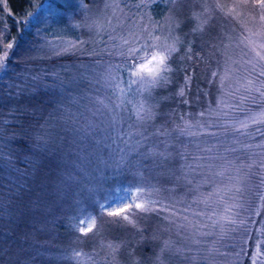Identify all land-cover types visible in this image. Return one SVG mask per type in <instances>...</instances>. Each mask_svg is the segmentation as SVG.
I'll use <instances>...</instances> for the list:
<instances>
[{
  "label": "rangeland",
  "instance_id": "374dc122",
  "mask_svg": "<svg viewBox=\"0 0 264 264\" xmlns=\"http://www.w3.org/2000/svg\"><path fill=\"white\" fill-rule=\"evenodd\" d=\"M154 3H161L164 7V12L157 21L153 20L150 12L151 6ZM62 5L63 7L71 8L63 13V21L67 27L66 32H64V34L61 33L50 36V34L47 35L43 31L38 33L35 30L33 32V39L24 44L23 51L19 58L36 60L48 59L56 56L68 58L64 63L52 69L56 70V74L60 71L64 77H69L67 82L71 91L64 89L65 91L63 92L65 93L60 92L62 93L61 102L59 100L57 103H54V107L52 106L49 108H52V114L56 113L53 115L60 119L61 122L65 121L70 124H75L76 122V127L70 125L75 132V138L72 140L78 143L81 148L85 149L82 157L83 169L76 173V176L82 179L84 178L89 184L95 182L96 190L93 197L94 199L103 191V186H101V183L97 179L100 171L102 170L104 172L106 169L111 168L112 166L109 165H112L114 159L119 158L118 149L124 147L120 137L126 131L135 130L134 128L129 129V125L133 124L134 120L130 119V121H128L129 115L127 111L124 110L125 106L123 102L127 96L131 94L132 98L137 101L134 105L138 104L141 100V96L137 93L136 86H133V91L130 90L131 92H129L126 86L127 77H121L123 81L121 86L125 87V93L121 95L119 91H116L115 94H113V89L105 86L104 81L101 79V74L105 72L110 62L113 64L121 63V57L108 56L107 52L115 51L112 46L120 43L121 36H128L129 31L134 27L133 22H135V25H146L149 30L153 32V35H160L162 38L169 36V34H171L172 37L178 36L177 29L182 23L185 25L188 36L186 38L181 37V41L183 42L182 45L185 47L184 51L186 55L192 56V59H186L188 69V74L186 76L190 78V82L187 85L185 84L186 76L184 79L181 78L177 80L171 76L170 83L162 88L168 91V86H172L175 88L173 91H175L177 95H179V90L184 88L185 100L188 101V103L190 102L191 108H195L198 112L207 110L209 105H211L212 108L216 107V95L218 96L219 94V80L218 77L216 80H212L211 74L213 71L222 73L227 66L225 64V56L221 55V52H226L228 55H231L233 59H240L244 52L248 53V56L245 58L254 56V53H252L250 49L244 47V43H247L245 38L249 35V30L255 32L259 29V11L252 7V0H249L247 6H242L241 0H192L191 3L186 2V0H177L175 5H173L170 0H86L85 2L79 0L76 2H63ZM106 5H111V7H107ZM116 5H119V7H116ZM205 7L211 9V19L204 25V33L194 34L192 29L206 18V14L204 13ZM193 12L200 13L201 16L199 18L194 17ZM59 17L61 18V16ZM169 17H173L171 23L169 22ZM109 21H111V23H109ZM36 22L38 25L40 24V20H36ZM120 22H123V27L119 26ZM88 25H93V28L90 29ZM177 25L179 26L177 27ZM25 27L27 28V26ZM136 30L139 31V28ZM2 34L3 33L0 31V37ZM144 35L146 36L147 33ZM191 36L196 37L197 42L192 44L194 45L192 53H188L187 45L192 43ZM112 37H116V39H112ZM252 39L259 42L258 38L255 36H253ZM241 41L244 43H241ZM71 43H75L78 47L71 48ZM140 43H143V38ZM226 44L229 45L228 48L224 47ZM214 45L219 46V52L213 47ZM65 47H68L70 50L68 52H63L62 50ZM178 47H181V45H178ZM93 50L101 53V55H91ZM57 51H60L61 54L56 55ZM176 54H174L173 57H175ZM97 61H100V63H97ZM234 67H238V65H234ZM54 70L52 71L54 72ZM38 71L45 73L50 72V69L41 65ZM195 73L198 74L199 77L197 83L193 82ZM73 89H78V91H80V115L78 112L76 115H72V113H76L75 106L71 105L74 103L66 102L70 93L74 91ZM198 93H201L200 97L196 96ZM206 93H210V95L208 96ZM212 94L215 95V98ZM129 98L131 97L129 96ZM196 100H198V102H196ZM101 101H103V104L109 105L112 111L105 109L100 103ZM166 101L169 103L172 102L170 99L163 100V102ZM116 104H121V108H115ZM97 109H99L100 112H97ZM178 109H167L164 105L161 107L157 106V108H155L157 113L156 119L150 121L151 127L149 128H153L152 131L148 129V123L141 127L147 128V132L149 133L155 132L156 128L161 125L171 130L174 127L173 121L182 124V122L178 121L180 120ZM101 112L103 115L100 114ZM132 112H134V107L132 108ZM132 112L131 114H133ZM113 117H115L117 121L115 124L112 122ZM121 117H124V120H121ZM178 117L179 119H177ZM234 117L243 118L241 113L231 112L229 116L224 117L222 120L224 127H194L191 131L197 132L199 135L194 136L195 139L193 140H191L193 137L190 139L186 137V140L188 142L193 141L192 143L195 144V140H199L201 148H206L207 146L203 140L206 141V136L208 135H206L205 132L214 131L218 133L217 137H225V146L230 145L232 148L243 149L244 144L251 145V147L246 150L247 154L244 157L245 160H247L248 155L252 153L264 151L256 147L258 143H264V137L260 136L256 131L257 126H250L246 130L247 134L241 135L240 133L232 131L231 124L234 122ZM198 119L201 118L197 116L193 118L191 122L195 124ZM259 127L264 129V125ZM225 128L228 129L227 132H225ZM176 134V132H173L172 140L175 143H179L174 140ZM106 137L108 138L106 139ZM126 138L127 137H125V139ZM136 138L137 137H135V139ZM234 139L237 140L236 143H233ZM159 140L160 137L152 136L149 140L145 141V147L142 148L141 151H146L148 147L153 146L157 147L158 150H163L164 144L158 143ZM187 148L193 153V149H191L189 145ZM198 154L203 156L217 155L214 154L213 151L211 153L198 152ZM238 154L239 152L225 153V155H222L231 159ZM133 158L135 159V157ZM176 162L177 160L174 159L166 163V166L163 168L159 166L151 170L145 168L143 169V177L136 174L135 168L131 171L127 169L123 170L125 172L121 177L124 185L120 190L116 189L115 193L106 196L107 201L104 200V202L108 204L120 203L118 197L124 194L123 189L141 180L145 183L150 182L149 184L157 188L164 187L173 189L179 187L178 196L180 199L178 202L174 201L175 203H172L175 205V211L178 213L176 223H184V221L180 219L182 216H188L190 219H203L205 223H208L206 217L199 218L192 216V213L197 211H205L211 214L212 209L205 208L203 204L192 202L199 193L191 189H186L185 191L187 192L184 194V189L187 188V184L183 181L177 184L175 177L169 172V169H172L179 175V166L176 165ZM144 163L150 164L151 161H145ZM215 164L219 165L217 162ZM223 164L224 162L220 165ZM216 170L220 169H213V171ZM227 175L226 173L224 183H229ZM155 176L157 180L152 181ZM213 179L217 182L220 180V178L209 177V183L203 185L200 188V192L207 193L211 191ZM167 182L170 187H168ZM120 183L117 182V184ZM84 190H86L85 187L79 191V196L82 195ZM249 200L252 201L254 206L256 198L252 192H245L238 195L236 202L243 204L244 208L235 209V211H238L240 214L239 218L246 220L244 227L248 230L244 231L240 229L235 232H229L222 240H218L217 236H194L186 229L177 228L175 224L169 225L166 220H157L149 238L151 240L155 239V243L157 241L161 242L156 245V247L154 246L153 249H155V251L153 250V252H151L152 254L147 256L142 264L146 262L147 264H157L161 258L163 262L170 258L169 264H177L174 262V256L172 255L177 253L176 249L182 250L177 254H179V256L182 255L183 264H210V262L211 264H252L251 258L255 255L257 244H260L261 251L264 252V210L257 209L261 211V215H255L247 203ZM213 207L216 206L214 205ZM60 210H62V208ZM216 211L221 212L222 209L216 207ZM88 212L99 215V210L93 208H90ZM52 217L53 219L58 218L55 214L52 215ZM104 219L108 218L104 217ZM208 230L209 229H204V231ZM105 233H108L107 226L101 235ZM128 233H132V235L138 237L136 229ZM46 234L51 235L50 238L55 242V236L57 234L50 232H46ZM64 239H68V237H64L63 240ZM193 239L200 240L201 243H193ZM165 240H171L173 242V247L170 252L165 251L161 254V248ZM140 241L141 239L137 241L134 240L129 251L132 252ZM121 244L124 246L130 243H127L123 239ZM210 249H219V252L212 251L210 253ZM157 256H159L160 259H157ZM77 260L78 259L74 260L73 256L68 253L67 256L65 255L62 257L57 264H76ZM130 261L132 264H138L137 258H131ZM47 263L46 261L34 262V264Z\"/></svg>",
  "mask_w": 264,
  "mask_h": 264
},
{
  "label": "trees",
  "instance_id": "16d2710c",
  "mask_svg": "<svg viewBox=\"0 0 264 264\" xmlns=\"http://www.w3.org/2000/svg\"><path fill=\"white\" fill-rule=\"evenodd\" d=\"M76 1L79 0H0V31L3 33L0 37V56L4 51L9 52L5 66L0 69V264H34L39 261L57 264L68 253L74 260L78 259L76 264H132L131 258H137L138 264H142L145 258L150 256L153 250L155 251L154 246L161 242L155 243V239L149 238L154 224L161 219L156 215L139 221L143 238L137 230L138 237L128 233L133 230L131 226L110 225L107 226L108 233L92 239L80 237L72 227L74 217L79 216L82 211L88 212L90 208L99 210V202H104L106 196L115 193L116 189L120 190L124 185L121 176L125 171H119L114 166L104 172L101 170L97 179L103 186V191L95 199L93 198L96 190L95 182L89 184L84 178L76 176V173L83 169L82 157L85 151L72 140L75 138V132L70 125L76 127V122L75 124L61 122L53 115L56 113L52 114V108H49L54 107V103L59 100L61 102L60 92L65 91L64 89L71 91L67 82L69 77H64L60 71L56 74V70L52 69L68 58L56 56L36 60L21 59L19 56L24 44L33 39L35 30L38 33L43 31L50 36L64 34L67 27L63 21V13L71 8L63 7L62 4ZM150 12L153 20L157 21L163 14L164 7L161 3H154ZM36 20H40L39 25ZM177 35L180 38L188 36L183 23L177 29ZM191 37L192 45L197 42V38ZM8 42L14 45L11 50L4 48ZM181 47V52L169 61L173 68L169 76L174 77L175 80L184 79L188 74L185 47L183 45ZM41 65L49 68L50 72H39L38 68ZM198 81V74L195 73L193 82ZM73 90L66 102L75 104L70 103L76 109V113L71 111L72 115H76L77 112L80 115V91ZM173 90L175 88L172 86H168V91L158 87L153 90L151 97L145 94V99L149 104H155V108L163 105L167 109L179 108L178 115H184L189 121L197 117L199 112L191 108L190 102L184 103V96L177 95ZM206 94L210 95V93ZM200 95L201 93H198L196 96L200 97ZM129 96L123 102L124 110L134 120L131 112L137 101L131 94ZM213 96L215 98V95ZM169 99L171 103L163 102ZM129 117L128 121H130ZM149 127H151L150 122L148 129L152 131L153 128ZM206 137V141L203 142L207 147L223 141L218 148H213L214 154L225 155L224 148L231 147L225 146L224 136ZM193 139L195 137L191 140ZM181 141L183 143H180ZM195 141L199 144V140ZM178 142V149L169 150L182 151L184 145L188 144L193 149V154L199 152L196 144L192 143L193 141L188 142L186 137H180ZM187 150L190 152L188 148ZM176 160V165L180 166L181 161L179 158ZM216 162L220 165L224 161L216 160ZM200 179V176H196L193 185ZM155 180H157L156 176L152 181ZM116 181L121 183L117 184ZM167 184L170 187L168 182ZM193 185L190 187L187 185L184 194L187 192L185 190L192 189ZM83 187L86 190L79 196V191ZM158 189H160L159 199L171 204L179 201V187L173 189L158 187ZM54 214L57 219H53ZM46 232L57 234L55 242ZM64 237L68 239L63 240ZM123 239L130 244L123 246L121 244ZM138 239L141 241L132 252L129 251L133 241ZM109 242L120 245L115 253V260L106 247ZM76 252H82L84 255L77 258ZM172 255L174 262L184 263L182 255L179 256L177 253ZM169 260L170 258L163 262L161 258L157 264H169Z\"/></svg>",
  "mask_w": 264,
  "mask_h": 264
},
{
  "label": "snow or ice",
  "instance_id": "6c2138e0",
  "mask_svg": "<svg viewBox=\"0 0 264 264\" xmlns=\"http://www.w3.org/2000/svg\"><path fill=\"white\" fill-rule=\"evenodd\" d=\"M170 2L175 5L177 0H170ZM186 2L191 3L192 0H186ZM248 3L249 0H241L242 6H247ZM106 6L111 7V5ZM116 7H119V5H116ZM252 7L259 11V29L255 32L249 30V35L245 38L247 43L243 41L241 43H244V47L250 49L254 56L245 58L248 53L244 52L240 59H233L226 52H221V55L225 56L227 66L222 73L213 71L211 74L212 80H216L217 77L219 80L216 107L212 108L209 105L207 110L199 112L197 115L201 119H198L195 124L186 119L184 115H181L180 120L183 123L173 121L174 127L171 130L161 125L156 128L155 132L146 135L147 128L141 127L156 119V106L147 102L145 94H147V97H151L154 89L170 83L169 73L173 72V68L169 61L172 60L174 54L181 52V47H178V45L183 44L179 36L172 37L169 34V36L162 38L160 35H153V32L146 25H135V22H133L134 27L129 31L128 36H121L120 43L112 46L115 51L107 52L108 56L121 57V63L113 64L110 62L105 72L101 74L105 86L112 88L113 94L116 91H119L121 95L125 93V87L121 86L123 82L121 77H127V89L130 91L133 86H136V91L141 96L138 104L134 105L132 114L135 118L134 122L129 125V129L134 128L135 130L126 131L120 137L124 147L118 149L119 158L114 159L112 165L109 166H114L119 171L125 169L131 171L135 168L136 174L143 177V169L148 168L151 170L158 166L163 168L167 162L179 158L181 161L179 175L172 169H169V172L175 177L177 184L183 181L187 185H193L195 177H201L191 189L194 192H199V195L192 202L203 204L205 208L212 209V212L209 214L205 211H197L193 212L192 216L206 217L208 223H205L203 219H190L188 216H182L180 219L184 223L177 224L175 205L159 199L160 189L141 180L123 189L124 194L118 197L120 203L99 202V215L82 211L79 216L74 217L72 227L79 233L80 237L92 239L101 235L106 226L117 225L119 227L131 226L140 232L143 238L139 221L156 215L166 220L169 225L175 224L177 228L186 229L194 236H217L218 240H222L229 232L240 229L248 230L244 227L246 220L239 218V212L235 211V209L244 208V205L237 203L236 200L238 195L245 192L253 193L256 198L255 205L253 206L251 200L247 203L255 215H261V211L257 209L264 210V151L252 153L245 160L246 150L251 145L244 144L243 149L225 147L224 152L226 153L239 152L231 159L222 154L213 156L193 154L188 152L186 144L182 151L173 152L169 150L170 148H179L178 144L172 140L173 132L178 134L175 140L179 141L180 137L191 138L199 135V133L191 131L197 126L200 128L224 127L222 120L224 117L229 116L231 112H238L243 116V118H233L232 131L245 135L250 126H257L256 131L264 137V129L259 127L264 125V0H252ZM204 13L206 18L192 29L194 34L205 32L204 25L211 19V9L205 7ZM193 16L199 18L201 14L193 12ZM168 19L171 23L173 17ZM119 26L123 27V22H120ZM88 27L91 29L93 25H88ZM137 28H139V31L136 30ZM145 33H147L146 36ZM253 36L257 37L259 42L252 39ZM142 38L143 43H140ZM112 39H116V37H112ZM13 46L12 42H8L4 45V48L11 50ZM70 47L77 48L78 46L71 43ZM213 47L216 51H220L218 45ZM224 47L228 48L229 45L226 44ZM69 50L68 47H65L62 51L68 52ZM192 51V45L188 44L187 52L192 53ZM60 54V51L56 52V55ZM91 55L98 56L101 53L93 50ZM8 56V51H4L3 55L0 56V69L5 66ZM186 58L192 59V56L188 55ZM97 63H100V61H97ZM234 65H238V67H234ZM189 82L190 78L186 76L185 84L187 85ZM178 94L183 97L185 95L184 88H181ZM183 102L188 103L186 100ZM100 103L105 109L112 111L109 105L103 104V101ZM115 108H121V104H116ZM97 112H100V110L97 109ZM100 114L103 115L102 112ZM131 118L129 117V119ZM121 120H124V117H121ZM112 122L113 124L117 122L115 117H113ZM224 130L225 132L228 131L227 128ZM205 134L213 138L218 136V133L214 131L205 132ZM152 136L162 137L158 143L164 144V149L158 150L157 147L153 146L148 147L146 151H141L145 147V141ZM125 137L127 138L125 139ZM135 137H139V139H135ZM236 142L237 140L234 139L233 143ZM222 144L223 141H218L212 147L206 148H201L200 144H196V148L199 152L211 153L213 148H218ZM256 147L264 150V143H258ZM149 160L151 161L150 164L144 163ZM216 160H222L224 164L216 165ZM217 168L220 170L213 171ZM226 173L228 174L227 180L229 183H224ZM209 177L220 178V180L219 182L215 179L212 180L211 191L207 193L200 192V188L209 183ZM105 200L107 201V198ZM214 205L221 208L222 211L217 212L216 207H213ZM104 217L108 219H104ZM204 229L209 230L204 231ZM193 243L199 244L201 241L193 239ZM106 247L110 250L109 254L113 260H115V253L119 250L120 245L109 242ZM172 247L173 242L165 240L161 248V254L165 251H171ZM181 251V249H176L177 253ZM212 251L219 252V249L209 250L210 253ZM83 255L82 252L75 253L77 258ZM157 259H160V257L157 256ZM251 259L252 264H264V252L261 251L260 244L256 245L255 255Z\"/></svg>",
  "mask_w": 264,
  "mask_h": 264
}]
</instances>
